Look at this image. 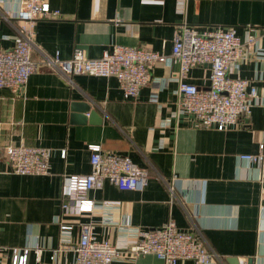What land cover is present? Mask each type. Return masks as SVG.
<instances>
[{
	"label": "crops",
	"instance_id": "obj_1",
	"mask_svg": "<svg viewBox=\"0 0 264 264\" xmlns=\"http://www.w3.org/2000/svg\"><path fill=\"white\" fill-rule=\"evenodd\" d=\"M60 16L35 25L31 58L38 70L15 94L0 88V246L3 262L11 264L18 249L29 248V264H74L71 249L80 225L91 223L98 241L118 248L112 264H163L154 254L133 255L127 242L139 229L173 221L193 231L212 251L209 264H264V195L258 169L240 161L243 153H257L264 135V0H48ZM22 0H0V49L14 45L19 35L11 15ZM199 31L233 28L242 42L255 37L253 48L229 69L230 77L246 79L257 89L247 117L225 130L196 125L179 112L177 64L171 58L178 25ZM148 47L163 54L152 68V81L136 99H125L115 77L74 75L68 81L42 64L45 56L69 59L75 48L89 58L101 57L112 45ZM209 66H197L186 80L209 86ZM74 104H88L99 122H76ZM28 145L51 150L45 175H17L8 171L5 147ZM105 153L127 155L149 175L141 190L119 189L110 183L94 188L90 214L61 215L69 175L90 172L89 145ZM65 150V157L61 151ZM170 183L171 192L167 186ZM104 201L115 204L104 205ZM61 215L72 225L66 239L52 221ZM69 248L53 250L62 245ZM34 247L42 249L39 262ZM178 264H196L183 260Z\"/></svg>",
	"mask_w": 264,
	"mask_h": 264
},
{
	"label": "built area",
	"instance_id": "obj_2",
	"mask_svg": "<svg viewBox=\"0 0 264 264\" xmlns=\"http://www.w3.org/2000/svg\"><path fill=\"white\" fill-rule=\"evenodd\" d=\"M60 16L51 9L48 0H22L21 7L11 15L19 27V35L12 47L0 49V88L21 92L32 73L38 70L37 62L31 58L34 46L35 25L38 20ZM255 37L242 42L233 28L211 27L197 30L187 23L177 26L172 45L171 58L177 64V87L179 112L190 114L198 127L225 130L236 125L242 117L250 114L256 99L257 89L246 79L230 77L229 69L253 48ZM165 56L148 47L112 45L99 58H89L82 49L75 48L69 59H61L58 53L45 56L42 64L57 70L68 81L74 75L115 77L125 99H136L140 89L152 81V68L156 62H164ZM209 66V86L199 88L186 80L187 73L197 66ZM90 172L86 175H69L61 203V215H87L94 207V200L87 193L102 188L104 183L119 189H145L149 184L148 173L139 168L129 156L105 153L100 145H89ZM8 171L17 175H45L49 172L51 150L45 147L8 145L4 150ZM65 157V150L61 151ZM240 161L255 165L258 182L264 195V135L259 142L258 152L239 155ZM172 193V186L167 183ZM104 205L115 204L104 201ZM52 221L59 225L60 236L66 239L72 225L63 222L61 215ZM136 239L127 242V251L133 255L154 254L163 264H178L192 260L196 264H209L213 252L208 250L202 239L193 231L179 229L173 221L145 230L137 231ZM69 247L62 245L53 250L51 260L58 252ZM74 264H112L118 248L107 241H98L91 223L80 225L79 239L71 246ZM5 248L0 246V264H4ZM30 249H18L13 253L11 264H29ZM39 262L42 249L34 247Z\"/></svg>",
	"mask_w": 264,
	"mask_h": 264
},
{
	"label": "water",
	"instance_id": "obj_3",
	"mask_svg": "<svg viewBox=\"0 0 264 264\" xmlns=\"http://www.w3.org/2000/svg\"><path fill=\"white\" fill-rule=\"evenodd\" d=\"M72 111L80 114L74 115L76 122H86L90 121L91 119L99 122V117L96 111L91 110V107L88 104H74ZM233 264H239L238 260L235 259ZM246 264H253V258L247 259Z\"/></svg>",
	"mask_w": 264,
	"mask_h": 264
}]
</instances>
